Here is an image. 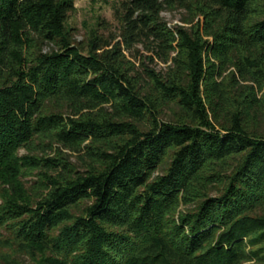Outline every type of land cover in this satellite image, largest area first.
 Segmentation results:
<instances>
[{
  "label": "trees",
  "instance_id": "trees-1",
  "mask_svg": "<svg viewBox=\"0 0 264 264\" xmlns=\"http://www.w3.org/2000/svg\"><path fill=\"white\" fill-rule=\"evenodd\" d=\"M119 7L0 0V264H264V0Z\"/></svg>",
  "mask_w": 264,
  "mask_h": 264
},
{
  "label": "rangeland",
  "instance_id": "rangeland-1",
  "mask_svg": "<svg viewBox=\"0 0 264 264\" xmlns=\"http://www.w3.org/2000/svg\"><path fill=\"white\" fill-rule=\"evenodd\" d=\"M75 10L70 14L68 19V27L74 29L75 40L82 41L85 39V36L88 34L90 29H97L99 34H103L105 37L111 35H118L120 32V0H73ZM162 18L169 25H183V19L185 18V12L182 9H176L173 11L165 10L161 13ZM100 24V26H98ZM147 41L137 43L134 45L133 49L130 51L131 56L135 54V50H139L143 53L144 57L149 56V49L151 47L147 44ZM153 47V46H152ZM135 60V72H137L142 79H145L144 68L143 66ZM145 64L150 68L156 70L160 73H165L168 71L169 63L165 62L162 57L153 58V61L146 58L144 60ZM144 86V84H143ZM172 118L171 112L165 110L161 119L163 121H169ZM69 154V159L71 162L76 163L77 159L74 154L63 150ZM37 152V150H35ZM25 150H20V154H25ZM41 155V153H38ZM50 156H53L50 153ZM35 177H27L23 180L25 185L29 188L32 185V182L35 180ZM184 207H181L178 211H183ZM249 264V263H248Z\"/></svg>",
  "mask_w": 264,
  "mask_h": 264
}]
</instances>
